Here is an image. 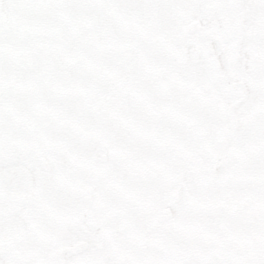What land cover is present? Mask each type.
<instances>
[{"label": "rangeland", "instance_id": "rangeland-1", "mask_svg": "<svg viewBox=\"0 0 264 264\" xmlns=\"http://www.w3.org/2000/svg\"><path fill=\"white\" fill-rule=\"evenodd\" d=\"M0 9V171L24 166L34 179V200H0V218L47 213L29 220L16 264H55L82 224L104 249L96 256L91 241L60 264H264V0H0ZM194 20L202 30L184 35ZM235 82L242 98L226 91ZM163 207L167 222L157 220ZM18 247L0 249V264H14Z\"/></svg>", "mask_w": 264, "mask_h": 264}, {"label": "water", "instance_id": "water-1", "mask_svg": "<svg viewBox=\"0 0 264 264\" xmlns=\"http://www.w3.org/2000/svg\"><path fill=\"white\" fill-rule=\"evenodd\" d=\"M0 22L4 23V17L1 12H0ZM200 29H201V24L198 21H195L191 23L190 25L186 26L183 31L185 33H193ZM206 50L207 52H210L209 45H206ZM189 55H190L192 63L196 65L198 63V58L193 49L189 51ZM228 90L229 91L233 90L240 95L242 94L241 87L238 84L232 85ZM42 168H43L45 177H49V169L44 160H42ZM31 186H32L31 176L24 168L8 169V170L3 171V173H1L0 175V187H22L23 188V187H31ZM169 216L170 214L168 211L161 213L162 220L168 219ZM84 249H85V246L83 247L76 246L75 248H71V249H63L57 252L55 258L58 261H60L62 258L82 252Z\"/></svg>", "mask_w": 264, "mask_h": 264}, {"label": "bare ground", "instance_id": "bare-ground-1", "mask_svg": "<svg viewBox=\"0 0 264 264\" xmlns=\"http://www.w3.org/2000/svg\"><path fill=\"white\" fill-rule=\"evenodd\" d=\"M178 16V19L179 20H181V18L183 17V15L182 14H180V15H177ZM10 48V46H7V50ZM24 48H25V46H24ZM34 77H35V75H34ZM44 85L43 84H40V82L36 85V87H35V89H37V90H42V87H43Z\"/></svg>", "mask_w": 264, "mask_h": 264}, {"label": "flooded vegetation", "instance_id": "flooded-vegetation-1", "mask_svg": "<svg viewBox=\"0 0 264 264\" xmlns=\"http://www.w3.org/2000/svg\"><path fill=\"white\" fill-rule=\"evenodd\" d=\"M84 199H85V197H84ZM90 239H92V238H89V240ZM22 242H23V240L20 243H22ZM20 255H21V250L18 249L16 251H14V253L12 255V258L17 260V259H19Z\"/></svg>", "mask_w": 264, "mask_h": 264}]
</instances>
